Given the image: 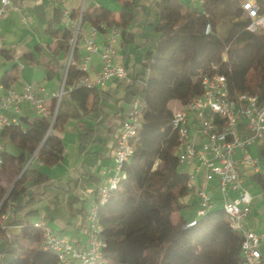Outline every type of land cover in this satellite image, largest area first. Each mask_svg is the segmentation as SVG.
<instances>
[{
	"label": "trees",
	"instance_id": "obj_1",
	"mask_svg": "<svg viewBox=\"0 0 264 264\" xmlns=\"http://www.w3.org/2000/svg\"><path fill=\"white\" fill-rule=\"evenodd\" d=\"M114 1L119 7L116 16L102 6H87L83 8L81 23L97 28L100 34L104 33L102 25L118 27L123 47L125 36L130 37L126 30L134 11L142 6L143 0ZM154 4L158 11L154 27L157 42L146 78L141 85L129 84L122 98L128 106L136 98L143 101L141 127L132 141L131 155L121 167L116 188L104 202L97 195L92 199L103 242L100 264H213L208 250L219 242L223 246L221 264H239L240 238L229 229L221 207L198 218L191 227H186L187 222L181 216L172 221L175 211L187 207L179 204V199L189 193L185 188L189 174L181 170L173 154L177 140L171 133L170 122L175 107L200 93L198 75L211 65L226 76L231 93L254 94L264 100V31L251 33L245 29L247 21L237 0H209L202 10L189 8L178 0H155ZM143 10L148 13L144 7ZM77 13L72 10L71 18L75 19ZM61 21L57 9L45 30L56 43L51 52L55 65L60 54L67 57L71 38L66 29L59 32L54 28ZM207 24L210 31L205 33ZM0 55L10 57L6 51H0ZM23 61L34 63L35 59L31 54L24 56ZM17 72L14 65L3 74L0 80L3 89L11 88ZM78 75L70 67L66 86ZM103 96L98 89L76 88L61 100L51 130L46 120L20 116L19 124L1 133L4 152L0 200L6 192L2 178L8 176L13 181L0 207V214L8 207L11 210V219L0 228V240H7L6 226L20 227L17 238L0 248V258L9 256V264H57L55 255L42 249L43 231L34 227L28 214L12 219L23 209L20 203L28 188L48 181L47 174L39 169L30 165L23 168L35 151L42 167L50 168L60 162L64 147L57 133L64 132V124L70 119L78 122L79 151L84 152L94 131L80 120L101 113L99 103ZM5 143L12 147L13 153L6 151ZM257 156L264 161V146L258 149ZM157 160L165 167L153 168ZM251 181L264 193V173L252 175ZM79 202L78 198L70 197L71 215H80L82 209L73 208Z\"/></svg>",
	"mask_w": 264,
	"mask_h": 264
},
{
	"label": "built area",
	"instance_id": "obj_2",
	"mask_svg": "<svg viewBox=\"0 0 264 264\" xmlns=\"http://www.w3.org/2000/svg\"><path fill=\"white\" fill-rule=\"evenodd\" d=\"M56 7L62 0H52ZM202 10L209 0H198ZM243 17L247 21L246 30L251 33L264 31V0H237ZM13 6V0H0V23ZM64 29L70 32L69 49L64 64V71L55 92H49L37 83H26L20 91L12 88L3 89L0 97V167L3 164L4 147L1 133L11 125L19 124L20 107L28 105L35 118L49 122L51 130L64 96L76 88L103 90L107 83L126 78L123 66L116 65L121 30L112 25H102L100 34L97 28H82V11L80 7L75 19L71 18V10L59 8ZM210 25L205 27V33ZM100 40L97 41L96 38ZM79 41L85 55L78 56ZM99 57L100 68L90 77L88 63L90 56ZM70 67L79 75L71 85L66 86V77ZM200 93L193 96L185 104L179 105L172 112L170 122L171 133L176 136L177 144L174 156L180 164L193 165V173L185 184L189 193L197 200L196 219L187 222L186 227L196 224L198 218H204L219 201L229 229L240 238L239 264H264L262 248L264 234L256 233L247 226L251 212L252 195L244 186V170L260 173L259 160L249 153L248 149L258 142L264 143V100L249 93H231L225 75L217 70L216 65L198 75ZM144 103L136 98L129 106L115 138L112 154L113 167L108 170L110 176L97 192L100 202H104L110 191L118 182L122 165L132 153V141L141 127ZM245 136L242 137L241 135ZM236 151L241 157L235 159ZM35 151L26 162L23 170L36 161ZM19 178V176H17ZM16 178V179H17ZM201 178L206 183L213 182L217 192L214 198L204 187L196 184ZM11 188V187H10ZM8 189V191L10 190ZM0 200V207L8 193ZM234 194V196H231ZM11 217L10 207L0 214V228ZM87 247L79 248L71 240L53 233L39 222L34 227L43 231L42 249L53 253L57 264H100L103 260V242L100 239L101 227L97 212L91 207L85 215Z\"/></svg>",
	"mask_w": 264,
	"mask_h": 264
},
{
	"label": "crops",
	"instance_id": "obj_3",
	"mask_svg": "<svg viewBox=\"0 0 264 264\" xmlns=\"http://www.w3.org/2000/svg\"><path fill=\"white\" fill-rule=\"evenodd\" d=\"M102 1L105 0H62V4L56 7L52 0H13V6L17 10L10 9L0 23V51L10 53L9 58L0 55V80L6 71L16 65L18 72L11 88L20 91L24 84L35 83L33 68L41 65L45 74L44 82L37 84L43 85L49 92H55L63 75L66 58L60 54L57 58V65L52 63L51 52L56 43L45 33L47 24L53 19L59 8L65 7L71 11H78L81 6L83 8L102 6L110 10L103 5ZM154 1L143 0L142 6L136 8L132 21L126 30L130 37L125 36L123 47L119 45L118 56L114 63L125 68L126 78L110 81L105 89L99 90L104 93L99 103L101 113L90 114L80 120L87 128L94 131L91 143L81 153L78 144V122L70 119L64 124V132L57 133L64 147L62 159L50 168L42 167L37 160L30 165L46 173L48 181L41 186L28 188L20 203L23 209L13 215L12 219H21L28 214L30 222L41 223L53 233L71 240L79 248L87 247L85 215L91 208L92 199L97 195L98 189L107 182L110 176L108 170L113 167L112 154L115 138L119 131L120 121L128 109V105L122 101L125 88L132 82L138 85L143 83L157 42L154 27L157 22L158 11ZM178 1L189 8L201 9L198 0ZM143 7L147 9V14ZM112 12L115 16L117 15L115 11ZM54 28L57 29L55 26ZM63 29L64 27L61 30ZM61 30L58 31L61 32ZM84 30L88 31V27H85ZM96 40L99 41L100 37ZM77 53L79 58L85 55L81 44ZM31 54L34 56V63L23 61L24 56ZM99 68V57L97 55L90 56L87 71L89 76L93 77ZM3 93L0 85V97ZM20 110L21 116L30 120L35 118L28 105H21ZM241 136L244 137L245 135L242 134ZM261 145L264 146V143L258 142L251 146L255 149L253 155L249 152L252 157L258 159V149ZM240 157L241 152L236 151L234 158L239 159ZM259 170L260 173H264V161L259 160ZM243 174L244 186L252 195L251 212L247 219V226L256 233L264 234V193L260 192L251 181L252 175L257 173L244 170ZM195 181L197 185L204 187L214 198H217L213 182L206 183L201 178H197ZM257 191L261 195L255 194ZM73 196L80 201L73 205L76 210L82 209L79 216L71 215L68 208L70 197ZM216 203V207H218L219 201L216 200ZM179 204L197 208V200L193 193H188L185 197L180 198ZM179 213L183 216L182 211L176 212L178 216ZM34 216L38 217L37 220L33 218ZM189 221L192 220L186 222ZM19 228L18 225L6 226L7 240H0V248L17 238ZM262 257H264V248H262ZM9 261L10 257L7 255L0 258V264H9Z\"/></svg>",
	"mask_w": 264,
	"mask_h": 264
},
{
	"label": "rangeland",
	"instance_id": "obj_4",
	"mask_svg": "<svg viewBox=\"0 0 264 264\" xmlns=\"http://www.w3.org/2000/svg\"><path fill=\"white\" fill-rule=\"evenodd\" d=\"M102 3L107 8H109L111 11H117L118 8H119L118 5L114 2V0H105V1H102ZM224 23H227V20H225ZM55 27L58 30H61L63 28V25L61 23H59V24H55ZM82 28L85 29V26H82ZM80 44H81V42L79 41V45ZM33 71H34V75H33L34 76L33 77L34 82L35 83L44 82L43 79L45 77V74H44L43 67L41 65H39L37 67H34ZM46 83H49V82H46ZM62 99H66V96H64ZM174 105H179V103H174ZM5 148H6V151L9 152V153H13L14 152L12 147L9 144L5 143ZM254 150H255L254 147H251L249 152L252 153V155H253L254 154ZM164 167H165V165L157 160V161H155L153 168H164ZM180 168H181V170H183L184 172H186L188 174H192L193 173V165H191V164H189L187 162L181 164ZM12 181L13 180L11 178H9L8 176L2 178L1 185H2V187H3V189L5 191H8V189L11 187ZM255 194L261 195V193L259 191H257V193L255 192ZM196 209L197 208L195 206H187V207L182 208V209H180L179 211H176V212L182 211V215L183 216H181L180 213H179V216L183 217V219L185 221L195 220L196 219ZM176 212L171 216L173 222H175L176 219L179 217L176 214ZM33 218L35 220H37L38 217L34 216ZM189 222H192V221H189ZM52 228L54 229V227H52ZM208 251L210 253L209 255L211 256V261L210 262H212L213 264H221V259L223 257V246H222V244L220 242L216 243L215 245L210 247Z\"/></svg>",
	"mask_w": 264,
	"mask_h": 264
}]
</instances>
